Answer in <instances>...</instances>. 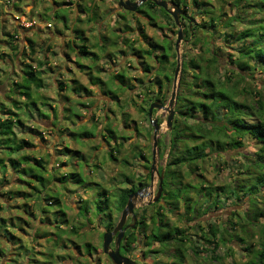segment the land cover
<instances>
[{
  "label": "trees",
  "instance_id": "trees-1",
  "mask_svg": "<svg viewBox=\"0 0 264 264\" xmlns=\"http://www.w3.org/2000/svg\"><path fill=\"white\" fill-rule=\"evenodd\" d=\"M175 2L183 3L185 7L183 10L188 14V18L182 20L188 23L190 19L188 0H175ZM14 5L20 9L15 2ZM145 5L149 8L159 7L166 17L172 19L170 13L154 2L146 1L143 6ZM143 6L140 7L141 11ZM192 8H200L202 21L194 22L192 25L186 24L184 33L187 34L190 44L198 47V50L188 56L185 54L182 61L176 113L172 129L169 130L171 134L169 143L164 145L161 140L158 141V146L161 147L160 155H163L165 147H169L166 165L159 169V171L164 169L162 195L159 200L146 205L140 213L135 212L138 216L136 225L126 229L121 252L125 255L141 247L144 257L152 255L157 258L155 262L159 259L156 264H191L187 261L190 252L203 259L221 260L222 256L218 252L224 247L227 251L238 250L240 247L242 252L246 250L244 254L247 257L246 264H264V223H262L264 221V99L258 89L252 90L244 82L257 65L264 71V0H217V3L212 0H192ZM56 16H60L58 11ZM63 17L66 19L65 16ZM150 17L154 18V16ZM93 19L89 18V20ZM172 23L176 25L174 20ZM8 34V38L0 39L5 41L14 52L12 54L4 52V54L9 56L13 63L17 58L22 67L21 72L16 71L21 79L12 78L6 95L0 96V187L5 189V185L12 182L14 175L16 179L22 181V184L16 191L10 188L1 194L10 199L18 197L24 200L26 206L24 212L31 217L38 218L41 215L48 220L49 215L53 213L54 219L58 220L56 228L60 229L66 219L58 210L51 212L48 206L53 203L60 204L58 195L61 189L68 187L69 183L78 185L80 181L84 182L78 168L89 160L77 156L74 168L70 172L66 170L60 174L56 171L58 165L51 166V159L48 162L44 157H38V151L34 147H38L36 136L41 135L42 131L38 126L32 127L28 121L36 122L38 119L50 121L53 127H60L62 120H68L70 114L75 113L71 111H74L73 108L67 106L66 109H61L60 104L64 103V100L55 106L46 100L45 96H39V90L47 85L43 77L45 72L43 66L48 61L39 60L37 65L31 63L30 60L33 58L27 56V48L30 53L36 52L33 40L29 38L27 44L21 41V44L17 45L14 41L17 40L18 34ZM77 37L84 39L82 33ZM73 40L75 41L74 38L69 41L72 43ZM150 43L152 49L137 50V53L153 54L151 57L155 62L153 68L155 74L152 77L138 78L140 83H146L145 89L137 94L142 95L138 109L147 118L149 106L153 101H165V93L173 84L177 63L174 40L165 39L162 44ZM76 46L81 54H92L95 57L97 55L96 52L88 49L86 43ZM220 49L229 50L227 58L219 54ZM0 59L6 60V57L0 54ZM141 62L144 63L143 70L147 75L151 72L152 64L144 60ZM114 77L120 81V85L126 86V76L123 72L115 74ZM91 79L93 83L100 82L98 76L93 75ZM60 83V89L63 90L65 82L61 80ZM132 86L130 84V88ZM154 87L158 88L157 95L147 99L148 93ZM12 91L15 96L8 95ZM104 93H113L112 97L118 96L112 89ZM29 103L35 106L34 112L30 110ZM122 107L124 106L121 105ZM124 111L122 112L127 116ZM149 124L150 129L153 130L150 121ZM64 128L68 129L66 125ZM94 128L80 126L70 133L73 138L80 140L79 138L96 135ZM106 130L108 133H103L104 137H115V131L111 127H107ZM147 132L150 134L151 131ZM246 139L256 140L260 146L252 157H245L232 166L236 167V183L215 186L204 176H201L202 179L197 182L193 180L192 174L202 170L201 164L213 153H216V157L222 156L227 150L241 154L240 149ZM122 146V141L114 142L108 151L110 158L117 157L116 153L121 151ZM68 149L66 146L61 153L69 158L73 154H70ZM139 153L144 156L141 151ZM223 159V165L229 167L230 160L227 157ZM8 171L11 179L7 177ZM20 171L30 181L19 177ZM124 177L127 181L130 178L127 175ZM150 177L149 170L146 178ZM187 177L189 179L185 180ZM126 180H122L121 183L126 184ZM147 184L148 182L138 178V181L131 186H117L111 193H109L111 190L105 187L101 189L92 186L99 198L90 206L87 205L86 199L84 205L79 207L81 209L86 205L84 212L87 213L91 210L93 214L96 210L98 213L101 212L99 217L103 218L107 230H111L115 226L112 217L114 212H121L130 194ZM56 187L58 189L55 190ZM242 201L247 202V208L242 206ZM226 205L237 207L231 211L227 220L209 222L201 219L204 214L216 211L214 208L218 210ZM2 206L0 204V208ZM80 213L79 210L78 215L82 217ZM85 219L89 222L93 221L89 216ZM19 220L21 223L15 228L22 229L25 220L22 217ZM10 221L0 217L2 239L6 237L8 240L7 235L16 239L14 231L7 228ZM75 227L76 224L73 228ZM235 238L241 241L240 245L230 244ZM13 245V249H16L20 244L15 246L13 243ZM155 245H159L160 248H155ZM1 247L0 255L4 257L5 251ZM91 247L88 242L84 244L88 254L92 251ZM164 253L171 254L170 261L165 262L160 258ZM202 254L204 256H201Z\"/></svg>",
  "mask_w": 264,
  "mask_h": 264
},
{
  "label": "rangeland",
  "instance_id": "rangeland-1",
  "mask_svg": "<svg viewBox=\"0 0 264 264\" xmlns=\"http://www.w3.org/2000/svg\"><path fill=\"white\" fill-rule=\"evenodd\" d=\"M212 1L217 3V0ZM14 2L20 9L13 5ZM91 2H94L97 8L93 20H89L87 14L80 12L82 8L86 9ZM191 2L192 0H188L191 10L188 13L193 17L194 22H201L202 13L200 8L191 9ZM49 3L48 0L39 3L38 0H0L1 17L3 19V22L0 21V38L7 37L8 33L18 34L17 40L14 41V44L17 45L21 44V41L27 44L29 38H31L36 52L30 53L27 48V56L30 59L33 58L30 62L37 65L39 60L48 61L43 66L45 68L43 77L47 85L39 90V96H45L46 100L54 105H58L59 102L64 100V103L60 104L61 109H66V106L74 109V111H71L75 114H70L68 120H62L60 127H53L50 121L45 122L39 119L36 122L28 121V124L32 127L38 126L42 131L41 135L36 136L38 147H34L38 151V157H44L48 162L51 159V166L58 165L56 171H59L60 174L66 170L70 172L74 168L77 156H82L84 159L88 158L89 161L84 162L87 166L83 165L78 168L84 182L80 181L78 185L69 183L68 187L61 189V193L58 195L60 204L53 203L48 206L51 212L58 210L59 214L66 219V222L61 224L60 229L56 228L58 220L54 219L53 213L49 215L48 220L44 219V216L41 217V215H38L40 218L31 217L24 212L26 208L24 200L18 199V197L10 199L2 195L1 192H4V188L0 187V204L3 205L0 208V217H4L8 221L11 220L7 228L13 230L16 235V239H13L6 234L9 237L8 240L6 237L2 239L0 236V246L5 251L4 257L0 255V262L3 264H114L103 251V233L107 228L104 225L103 218L99 217L101 212L98 213V210H96L93 214L90 209L91 211L87 213L84 212L86 205L81 209L79 206L86 199L88 200L87 205L90 206L99 198V195H96L95 190L91 188L92 186L101 189L105 187L111 190L109 191L111 193L117 186H131L138 181V178H142L143 181L148 182L143 187H149L151 179H147L146 174L149 173L152 164L153 130L150 129L149 117H145L138 109L142 95L138 96L137 94L139 91L144 90V84L146 85V83H140L138 78L147 79L152 77L155 74V69H153L155 62L151 57L153 54L137 53V50L152 49L150 42L162 44L165 39L176 42L178 26L172 23L173 17L172 19L166 17L159 7L149 8L145 5L143 11L134 15L121 10L117 6L118 0H57L56 5L59 8L58 14L60 15L57 17L55 11L50 10ZM179 5L182 10L185 8L183 3ZM16 9L19 11L22 9L23 12H16ZM15 13L21 14L22 19H18L19 22L29 23V25L16 26L21 24L18 21L13 22L8 17L11 16L13 19ZM45 13L48 14L45 15ZM39 14L43 17L40 18ZM62 16H66L70 21V28L68 26L64 27ZM150 16H154V18ZM35 19L36 21H34ZM49 22L52 25L47 27ZM71 30H73L75 39L72 43L65 40V38H61L58 34L59 31L71 34ZM77 30H82V32H77ZM80 33H82L84 39L77 37ZM186 35L184 33L179 44L181 61H183L185 54L188 56L198 50V47L190 44V40ZM1 39L0 54L7 57L4 54L5 50L7 52H14V50ZM62 39L65 40L63 44ZM82 43H86L90 51L96 52V57L92 54L79 53L76 44L80 45ZM218 52L224 58H227L229 50L220 49ZM62 54H68V59L71 56L73 61L67 60V63L71 66L72 71H67L70 73L69 75L51 77L53 71L58 70L59 66H62L65 62L66 57L63 59ZM141 54H143V57H141ZM4 60L3 62L0 60V81L3 80L0 83L1 97H4L8 92L12 78L14 80L21 79L17 72H21L22 67L18 61L19 69L11 77V74L4 73V70L7 71L8 69L7 59L5 62ZM141 60L152 64L151 72H148L147 75L143 70L144 63ZM119 72H123L126 76V86L120 85V81L114 77ZM93 75L100 77L99 83H93L91 79ZM61 80L65 82L63 90L60 89ZM244 82L252 90L258 89L264 99V71L261 66L257 65L253 73H249ZM130 84L133 85L132 88H130ZM111 89L116 91L117 97H112L113 93H104L105 91L109 92ZM171 90L172 86L165 93L164 102H168ZM157 93L158 88L154 87L148 93L147 99L156 96ZM8 95L15 96V93L12 91ZM121 105L124 107L121 108ZM29 106L32 112L36 110L32 103H29ZM123 110L128 114L127 116L122 112ZM52 115L54 116V113ZM153 116L158 117L162 123L158 141L161 140L164 145H168L171 134L165 126L167 112L162 109H154ZM125 117H127V121ZM65 125L68 129L64 128ZM80 126H87L90 129L95 127L94 132L96 135L89 138H79L80 140L73 138L70 131L77 130ZM107 127H111L115 131V137H104L103 133H108ZM147 131H151L150 134ZM118 136H125L126 138L118 139ZM118 141H122L123 146L121 151L116 153L117 157L112 159L108 151L114 142ZM66 146L69 148V153L74 156L70 155L68 158L61 153ZM259 146L260 144L256 140L246 139L244 146L240 149L241 154L236 153L237 151L227 150L222 156L216 157V153H213L206 162L201 164L203 169L192 174L193 180L197 182L202 179L201 176H204L210 184L215 186L236 183V167L233 168L232 166L236 165L239 160L245 159V157H252ZM77 150L80 152H76ZM160 150L161 147L158 146L156 156L158 169L166 165L169 147H165L163 155H160ZM140 151L144 156L140 155ZM223 157L230 160L229 167L223 165ZM125 161H128V163ZM125 175L130 177L128 181L125 179ZM18 176L28 180L21 171L18 172ZM7 177L11 179L9 171ZM188 179L187 177L185 180ZM122 180H126V184L121 183ZM158 181L159 176L155 173L154 186L152 189L149 188L150 191H153V194L136 200V213H140L148 205L147 202L153 198L157 191ZM21 184L22 181L16 179L14 175L12 182L7 183L5 187L6 190L13 188L16 191ZM56 189L58 188L56 187ZM241 204L245 208L248 206L247 202L244 201ZM234 208L237 207L226 205L222 209L217 210L214 208L216 211L204 214L201 219L209 222L227 220ZM79 210L82 217L78 215ZM38 214H40L39 210ZM120 215L121 212H114V216H112L115 221L114 225L118 222ZM19 216L25 220L22 229L15 228L21 223ZM86 216L91 217L93 221H87ZM42 220L44 221L42 222ZM126 222H131V215L128 216ZM75 224L77 227L73 228ZM254 230L256 231V229ZM2 232L1 230L0 235ZM87 242L92 245L90 254L84 248V244ZM13 243H15V246L20 245L18 248L13 249ZM230 244L238 246L241 241L235 238ZM111 246L112 248L115 246L114 242ZM155 248L160 247L155 245ZM225 248L218 252L222 256L221 260L203 259L190 252L187 261L191 264H246L247 257L244 255L246 250L242 252L241 248L238 247V250L227 251V248ZM125 255L135 259L139 264H154L157 259L152 255L144 257L141 247L127 252ZM170 255L164 253L160 258L167 262L171 260ZM201 256H204V254Z\"/></svg>",
  "mask_w": 264,
  "mask_h": 264
},
{
  "label": "water",
  "instance_id": "water-1",
  "mask_svg": "<svg viewBox=\"0 0 264 264\" xmlns=\"http://www.w3.org/2000/svg\"><path fill=\"white\" fill-rule=\"evenodd\" d=\"M145 1H152L160 7H163L168 13L173 17L176 25L178 26L177 38H176V52H177V63L174 71V78L172 84V90L168 102L162 100H155L149 106V119L151 125L153 126V149H152V164L150 168V179L151 183L149 187H140L136 191L132 192L127 200V203L123 210L121 211L120 218L116 225L111 230H106L103 233V251L106 253L114 264H137L136 260L130 256L124 255L121 252V243L124 239L126 229L129 227H135L137 222V215L135 213L136 200L142 199L144 196L152 195L153 191H150L154 186V174L156 173L159 176L157 191L153 198L147 203L150 204L154 201L159 200L163 191V173L164 169L159 171L156 166V156H157V147H158V135L162 128V123L159 121L158 117L153 116L154 109L165 110L167 112V117L165 121V126L167 129L171 130L174 122V116L176 113L175 106L178 93L179 78L182 68V61L179 53V44L183 39L184 35V22L181 20V15L183 10L180 8V5L174 0H119V6L124 7L127 10L135 11L138 6ZM193 20V17H191ZM192 25V23H190ZM131 215V222L126 224L128 216ZM114 242V247L112 248L111 244Z\"/></svg>",
  "mask_w": 264,
  "mask_h": 264
},
{
  "label": "flooded vegetation",
  "instance_id": "flooded-vegetation-1",
  "mask_svg": "<svg viewBox=\"0 0 264 264\" xmlns=\"http://www.w3.org/2000/svg\"><path fill=\"white\" fill-rule=\"evenodd\" d=\"M42 2V1H44V0H38V3L39 2ZM50 3H49V5L51 6V8H50V10H53V11H55L54 13L56 14V12L58 11V6L56 5V3H57V0H48ZM146 2V1H145ZM145 2L144 3H142V4H140L139 6H138V8L135 10V11H130V10H127V9H125L124 7H122V6H119V0H118V3H117V6L121 9V10H124V11H126V12H130L131 14H134V15H136V14H138L139 12H141V10H140V7L141 6H143L144 4H145ZM14 5V4H13ZM4 8V7H3ZM1 8H0V21L1 22H3V19H2V14H1ZM21 11L23 12V10L21 9ZM21 11H19L18 9H16V12H21ZM80 12L83 14H87L88 16H89V18H93L95 15H96V13H97V8H96V4L94 3V2H91L90 4H89V6L86 8V9H83L82 8V10H80ZM46 14H48V13H45V15ZM78 14H80V13H78ZM20 15L21 14H19V13H15V14H13V19H12V17L11 16H8L9 18H10V20H13V22H15L16 23V21H18L19 22V20L18 19H22V17H20ZM26 15V14H25ZM22 16H24V15H22ZM190 16V15H189ZM39 17L40 18H42L43 16L41 15V14H39ZM66 17V16H65ZM62 18H63V20H64V25H68V27L70 28V26H71V24H70V21L66 18V19H64V17L62 16ZM183 18H188V14L187 13H185L184 12V10H183V13H182V15H181V19H183ZM189 20V22L187 23L186 21H184L183 20V22H184V28H186L187 26H186V24H190V22H191V16H190V19H188ZM34 21H36V19L34 20ZM0 22V23H1ZM65 22H68V23H65ZM193 22H194V20H192V24H193ZM20 23V22H19ZM33 23V22H32ZM73 24V23H72ZM70 39H72V38H68V40H70ZM79 51V50H78ZM129 223V222H128ZM126 224H127V222H126Z\"/></svg>",
  "mask_w": 264,
  "mask_h": 264
},
{
  "label": "crops",
  "instance_id": "crops-1",
  "mask_svg": "<svg viewBox=\"0 0 264 264\" xmlns=\"http://www.w3.org/2000/svg\"><path fill=\"white\" fill-rule=\"evenodd\" d=\"M65 23H68V22H65ZM49 24V25H48ZM52 24L49 22V23H47V27L48 26H51ZM68 25L66 24V25H64V27H67ZM59 36L61 37V38H65V40H67V41H69L68 40V38H74V36H73V30H71V34H69V33H63V32H60L59 31ZM67 37V38H66ZM63 39H62V44L65 42V40L63 41ZM5 52H7L6 50H5ZM11 54H12V52H10ZM63 55V54H62ZM64 57H63V59L65 58V62L62 64V66H59V69L58 70H54L53 71V73L51 74V77H55V75H64V74H70L69 72H67V71H72V68H71V66L67 63V60H72V58H71V56H70V59H68V54H65V55H63ZM6 59H7V63H6V65H7V67H8V69H7V71H5L4 70V73H7V74H11V77H13L14 75H13V73L15 74V72L19 69V67H18V61L19 60H17L15 63H13V62H11V59H10V57L9 56H7L6 57ZM2 62H3V59H0ZM73 61V60H72ZM4 62H5V60H4ZM67 63V64H66ZM65 76V75H64ZM47 77H49V76H47ZM1 87V86H0ZM10 189V188H9ZM4 190H6V187H5V189ZM1 264H3V263H1ZM5 264V263H4Z\"/></svg>",
  "mask_w": 264,
  "mask_h": 264
},
{
  "label": "built area",
  "instance_id": "built-area-1",
  "mask_svg": "<svg viewBox=\"0 0 264 264\" xmlns=\"http://www.w3.org/2000/svg\"><path fill=\"white\" fill-rule=\"evenodd\" d=\"M21 25H29V23L20 22Z\"/></svg>",
  "mask_w": 264,
  "mask_h": 264
}]
</instances>
